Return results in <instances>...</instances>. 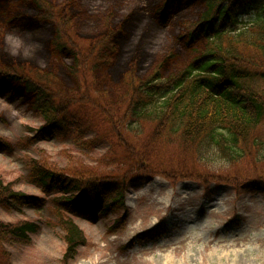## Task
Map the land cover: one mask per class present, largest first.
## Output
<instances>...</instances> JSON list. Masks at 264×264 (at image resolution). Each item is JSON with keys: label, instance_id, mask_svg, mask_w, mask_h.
<instances>
[{"label": "trees", "instance_id": "obj_1", "mask_svg": "<svg viewBox=\"0 0 264 264\" xmlns=\"http://www.w3.org/2000/svg\"><path fill=\"white\" fill-rule=\"evenodd\" d=\"M116 1L122 0L107 5L95 0L0 2V84L10 86L12 95L20 92L31 112L44 121L35 131L36 138L53 136L79 150L105 147L110 151L111 158L105 162H81L67 165L65 170L51 169L40 159L25 162L23 178L41 190L42 197L13 190L19 177L0 181V208L41 205L50 197L53 218L65 241L62 264H68L77 254L78 244L85 241V233L72 215L95 219L100 213L124 207L119 175L126 177L125 172L187 178L198 176L199 169L245 161L255 174L246 180L247 187L264 192V0H189L201 2L202 10L191 27L176 35L175 42L193 48L194 55L182 67L168 70L177 45L153 51L149 40L157 35L142 32V41L131 48L125 66L116 70L124 91L110 102L105 87H100L111 77L108 69L118 57V43L125 38L127 23L114 11ZM172 3L160 0L152 9L160 24ZM21 8L35 12L25 13ZM41 24L51 29V37L43 42L48 59L58 56L64 61L78 86L79 71L86 67L95 95L81 94V87L58 94L54 72L42 66L36 49L8 41L3 33L10 28L31 32ZM89 30L94 31L90 36L86 34ZM80 39L87 41L83 52ZM163 50L169 52L154 57L149 69L141 71L146 58ZM77 94L109 125L107 139L101 138L98 125L82 109V119L73 127L59 120L67 114L78 119L79 113L67 112L68 106L56 103ZM0 150L11 153L12 147L0 141ZM39 228L35 220L0 218V264H13L9 246L30 242Z\"/></svg>", "mask_w": 264, "mask_h": 264}, {"label": "rangeland", "instance_id": "obj_2", "mask_svg": "<svg viewBox=\"0 0 264 264\" xmlns=\"http://www.w3.org/2000/svg\"><path fill=\"white\" fill-rule=\"evenodd\" d=\"M6 1L1 0L2 5ZM110 1L95 0V3L107 5ZM159 2L122 0L114 4V11L126 18L127 23L125 38L118 43V57L108 69L111 77L104 79V86L100 87H105L110 102L124 91L116 70L125 66L132 54L131 48L140 40L142 32L157 35L156 39L149 40L153 51L177 45L173 49L176 54L174 62L168 70L182 67L194 55L191 52L193 48L185 47L175 39L176 35L191 27L202 10L201 2L173 0L168 17L161 24L153 17L152 10ZM21 10L35 12L30 8ZM50 30L49 26L42 24L31 32L10 28L3 33L8 41L26 49H36L42 57V66L54 72V82L59 83L56 84L58 94L81 87V94L95 95L86 67H80L84 72L79 71L78 86L75 78L68 74L64 61L58 56L48 59L43 42L51 37ZM93 33L92 30L86 31L88 36ZM78 41L83 52L87 41ZM164 52L169 51L163 50L157 56L146 58L141 71L149 69L154 57ZM136 64L140 69L137 58ZM12 93L10 86L0 84V141L8 142L12 147L11 153L0 150V181L7 183L19 177L13 184V190L43 196L41 190L23 178L25 162L30 159L44 160L54 170H65L67 165L96 160L99 163L111 158L105 147L79 150L70 142L53 136L37 139L35 131L43 126L44 121L31 112L20 92ZM81 94V97L77 94L62 103L61 100L56 102L58 107L60 104L68 106L67 112L79 113L78 119L67 114L58 117L59 120L73 127L77 120L82 119V109L98 125L96 130L101 138L107 139L109 125ZM72 100H77V103L72 104ZM243 162L235 165L225 163L216 169H199L198 176L187 178L168 179L151 173L143 176L141 171L140 175H134L138 171L125 172L126 177L120 174L124 207L100 213L95 219L88 215H72L85 233V241L78 244L77 254L68 264H264V192L247 187L246 180L255 174L252 167ZM114 168L117 170L119 167ZM123 168L120 167V173ZM46 198L41 205L0 208L3 220L18 222L29 219L40 224L38 233L31 237L30 242H15L9 246L13 264H62L65 250L63 232L57 226V219L53 218L54 203L50 197Z\"/></svg>", "mask_w": 264, "mask_h": 264}]
</instances>
